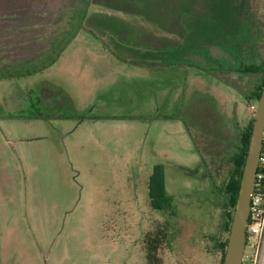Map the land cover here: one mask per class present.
Returning a JSON list of instances; mask_svg holds the SVG:
<instances>
[{"label":"rangeland","instance_id":"1","mask_svg":"<svg viewBox=\"0 0 264 264\" xmlns=\"http://www.w3.org/2000/svg\"><path fill=\"white\" fill-rule=\"evenodd\" d=\"M254 64L264 0H0V264H220L199 155L241 152ZM153 174L170 213L152 207Z\"/></svg>","mask_w":264,"mask_h":264},{"label":"water","instance_id":"2","mask_svg":"<svg viewBox=\"0 0 264 264\" xmlns=\"http://www.w3.org/2000/svg\"><path fill=\"white\" fill-rule=\"evenodd\" d=\"M264 132V83L257 102L238 197L232 217L223 264H243L251 196L256 185L257 167Z\"/></svg>","mask_w":264,"mask_h":264},{"label":"trees","instance_id":"3","mask_svg":"<svg viewBox=\"0 0 264 264\" xmlns=\"http://www.w3.org/2000/svg\"><path fill=\"white\" fill-rule=\"evenodd\" d=\"M86 15L87 14L84 13L83 16H81V18L79 19V22L77 24V27L78 28L80 27V25L82 27V25L84 23V19L86 18ZM77 30H79V29H76L75 32ZM75 32H73L70 35V37H71L70 39H72V37L74 36V33ZM248 33H249V30L244 35L247 36ZM243 39L246 41V38L245 37ZM63 48L64 47L60 46L57 49L56 54L51 59V62L56 59V57L59 55L60 51H62ZM255 67H257V68H255ZM262 68H264V64H263V66H258V65L251 66V69H250V67H246L244 70L245 71H248V70L260 71V70H262ZM33 70L35 72L29 73V74H33V73H36L38 71L37 69H33ZM0 71H3V70L0 69ZM2 73L4 75L6 73V74H9V75L12 76V74L7 73V72H2ZM260 90H262V89L260 88ZM260 94H261V92L260 93H259V91L256 92V96L257 97H260ZM247 99L250 100V97H247ZM251 124L252 123H250V126L248 127L249 130L247 131L246 136H244L243 139H242L243 146L241 148V152H239L236 155V157L234 158V171H233L232 180H231V189H232L231 190L232 191V197L231 198H232V200H231V204H229L231 207L229 205L227 206V204L226 205L224 204V207H223L224 211L222 213V224H221V227H222L223 231L227 234V236L225 237L224 240L223 239H218V241L216 242V244H217V246H218V248H219V250L221 252V255H222L221 256V263L220 264H223L225 250H226V245H227V240H228V233L230 231V226H231L232 217H233V211H234L235 204H236L237 197H238V191H239V187H240V181H241V177H242L243 167H244V163H245V159H246V155H247V150H248V145H249V139H250V135H251V133H250ZM155 177H156V175L153 174V176L150 179V184H149L150 185V189L149 190H150V196L152 198V202L155 204V207H157V200H159L160 198H162V196H159L158 197L157 196V193L158 192H162L163 193V197L165 198V201L169 204L171 202V200H172V197H169L168 195H166L165 190L163 189V186H162V182H161L160 176L157 175V178L159 177L160 180L154 179ZM263 182H264V180H263ZM225 189H226V187H225ZM154 241L156 242L157 240L154 239ZM150 247H152V245H150ZM156 249H157V247H155V250ZM148 258H150V260H151V258H153L151 252L148 253ZM151 262L153 263L152 260H151Z\"/></svg>","mask_w":264,"mask_h":264},{"label":"flooded vegetation","instance_id":"4","mask_svg":"<svg viewBox=\"0 0 264 264\" xmlns=\"http://www.w3.org/2000/svg\"><path fill=\"white\" fill-rule=\"evenodd\" d=\"M194 141L196 143V148H197L198 153L201 152L202 150H204L206 148V146L208 145V142L205 141V142H207V143H205L204 140L199 141L197 138H195ZM220 142H222L223 144L224 143L226 144V140H224V142L220 140ZM209 149H212V147L210 146ZM199 157H200V162H201V170H202V165L205 166V167L203 166L204 168L202 171V176L205 177L206 181H208L207 188L208 189L211 188V191H213V189H215V193H217V195H219V197L221 198L219 204L222 208V213H223L224 204L225 205L227 204V206H228L229 204H231V200H232V198H231L232 197L231 180H232V174L234 171V168H233L234 159L228 158V156H226L225 153H221L218 156L214 155L212 158L210 157L208 162H207V159H205L204 157H201L200 155H199ZM228 162L230 163L229 168H227ZM225 168H226V171H224ZM198 171H199V169L196 170V172H198ZM222 175H225L224 181L221 178V177H223ZM220 179L222 180V183L223 182L225 183L226 189L224 190V192L221 191V187H220L221 183L219 181ZM157 196L158 197L162 196L161 199H163V202L162 203L157 202V207H155V204L152 202V198L150 196V191H149V197H150L152 207L157 209V210H160L162 212L170 213V208H171L170 203L168 204L165 201V198L163 197V193L158 192ZM233 213H234V211H233ZM154 239L157 240L158 236H156ZM154 239H153V242H154Z\"/></svg>","mask_w":264,"mask_h":264},{"label":"built area","instance_id":"5","mask_svg":"<svg viewBox=\"0 0 264 264\" xmlns=\"http://www.w3.org/2000/svg\"><path fill=\"white\" fill-rule=\"evenodd\" d=\"M256 109V106H253ZM264 132L257 167L256 185L251 196L248 225L246 230V248L255 252V262L260 264L264 254ZM246 252V250H245ZM247 257V254H246ZM245 260V255H244Z\"/></svg>","mask_w":264,"mask_h":264},{"label":"crops","instance_id":"6","mask_svg":"<svg viewBox=\"0 0 264 264\" xmlns=\"http://www.w3.org/2000/svg\"><path fill=\"white\" fill-rule=\"evenodd\" d=\"M89 17V16H88ZM72 39H73V37H72ZM71 39V40H72ZM164 52V51H163ZM131 61V60H130ZM139 62L140 63H137V64H141V65H143V66H146V68H148V67H154V66H156L155 64H153V63H150V62H148L147 60H140L139 59ZM159 65H161L160 67H163L164 65H163V62L161 63V64H159ZM158 68H160L159 66H157ZM35 69H37L38 70V72L41 70V68H40V66L39 67H36ZM21 75H25V74H21ZM1 76V75H0ZM2 76H4V74L2 75ZM9 76H11V75H9V74H7V77H9ZM52 87V88H51ZM50 88L52 89V92H51V94H52V98H51V102H54V103H56V105L59 103V101L62 99V100H66V101H68V97L66 96V94L61 90V89H59L56 85H54V84H51V86H50ZM55 109H57L56 108V106H55ZM54 114H65V113H63V112H61V111H58V110H55V112H54ZM262 263H264V254H263V258H262V262H261V264Z\"/></svg>","mask_w":264,"mask_h":264}]
</instances>
